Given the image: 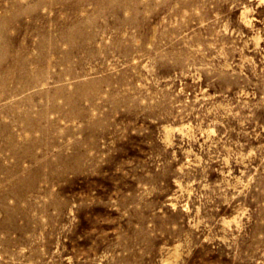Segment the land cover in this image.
I'll list each match as a JSON object with an SVG mask.
<instances>
[{
	"label": "rangeland",
	"instance_id": "rangeland-1",
	"mask_svg": "<svg viewBox=\"0 0 264 264\" xmlns=\"http://www.w3.org/2000/svg\"><path fill=\"white\" fill-rule=\"evenodd\" d=\"M0 264H264V0H0Z\"/></svg>",
	"mask_w": 264,
	"mask_h": 264
}]
</instances>
